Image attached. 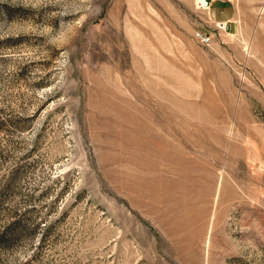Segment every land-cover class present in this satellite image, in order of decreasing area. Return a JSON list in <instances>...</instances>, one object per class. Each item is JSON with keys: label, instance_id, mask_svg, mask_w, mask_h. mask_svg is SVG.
<instances>
[{"label": "rangeland", "instance_id": "obj_1", "mask_svg": "<svg viewBox=\"0 0 264 264\" xmlns=\"http://www.w3.org/2000/svg\"><path fill=\"white\" fill-rule=\"evenodd\" d=\"M202 1L0 0V264H264V0Z\"/></svg>", "mask_w": 264, "mask_h": 264}, {"label": "built area", "instance_id": "obj_2", "mask_svg": "<svg viewBox=\"0 0 264 264\" xmlns=\"http://www.w3.org/2000/svg\"><path fill=\"white\" fill-rule=\"evenodd\" d=\"M201 7H203V8L208 7V1L207 0H203L202 3H201ZM199 37H200V39L202 41L207 40V37H204V35L199 34Z\"/></svg>", "mask_w": 264, "mask_h": 264}]
</instances>
